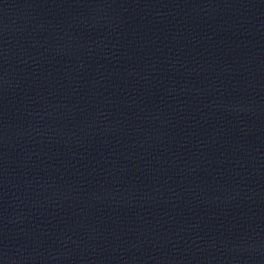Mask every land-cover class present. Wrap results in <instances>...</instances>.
<instances>
[{"label":"water","instance_id":"1","mask_svg":"<svg viewBox=\"0 0 264 264\" xmlns=\"http://www.w3.org/2000/svg\"><path fill=\"white\" fill-rule=\"evenodd\" d=\"M0 264H264V0H0Z\"/></svg>","mask_w":264,"mask_h":264}]
</instances>
